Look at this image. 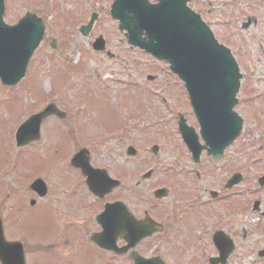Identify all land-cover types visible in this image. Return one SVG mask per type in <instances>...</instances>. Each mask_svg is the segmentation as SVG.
Listing matches in <instances>:
<instances>
[{
	"label": "rangeland",
	"instance_id": "rangeland-1",
	"mask_svg": "<svg viewBox=\"0 0 264 264\" xmlns=\"http://www.w3.org/2000/svg\"><path fill=\"white\" fill-rule=\"evenodd\" d=\"M233 1H235V3L233 2V8H227L230 12L229 16L226 17V23L229 26H235L236 29L234 31L242 34L245 45L248 48L242 53L238 52L239 44L243 42L239 38L232 39L228 44L238 61L240 72L243 75L241 80V83L244 81L241 88L242 94L240 93L237 96V105H239L237 110L243 115V105H260L258 110H264L262 107L264 105V99H254L256 89L259 88L258 86L256 88L254 82L258 78H261L259 85L260 89L264 92L262 63L254 60L255 58L251 55L255 54L257 48H261L262 45L252 40L256 37L250 39L245 38L244 36L247 35L245 34L247 31L240 29L241 18L245 14H255L259 9L257 8V0ZM6 2L4 18L7 23L17 21L25 11L32 9V6L24 3L23 0H6ZM108 2L109 0H101L102 6L107 5ZM194 2L197 3L194 4ZM199 3H204V0H189L188 5L193 10H196V5ZM101 7L99 5L98 10L103 16L104 8ZM210 9L215 10L210 20H220V16L216 14V7L211 6ZM199 14L205 20L207 19L208 15L204 12L199 11ZM54 17L60 23L68 26L63 27L64 32L71 30L69 40L67 41H57L52 38L60 36L59 34L57 36L53 32L54 29H51V24L47 32L45 31V36L48 35V37L44 39L51 42L54 50H59L61 55L59 57L55 55L51 56L49 49L45 48L48 47L45 44L47 43L46 41L38 50L36 57L34 58L32 56L33 59L31 58V63L29 62L28 64L25 72L26 76H24L23 80L12 87H7L0 83V185L2 186H0V203L9 194L11 196L8 197L11 200L7 199L6 201V207H2V215L8 214V210L6 209H9L12 203V212L14 214L12 216L13 218L19 219L17 228H19L20 234H26L36 241H45L44 244L41 243V246L45 249L43 253L38 254V252H34L33 256L26 254L27 264H129L124 257L112 258L105 251L89 243H84L83 239L82 242L80 241L81 243L68 239L74 238L72 237V227L68 224V218L75 215L76 212L72 209L66 212L64 208L69 203L66 201L73 188L72 185L64 184L63 182L75 177L77 172L68 167L67 161L73 149L72 145L75 148L83 145L88 147L91 162L95 166H112L117 171L118 168L126 166L127 170L124 175L132 174V172L138 171L139 169L144 170L146 167L152 165H156L157 167L164 166L166 168H172V179H175L174 176L181 179V177H184V174L180 175L179 170L175 167L178 165V162L175 161L176 148L174 139L171 138L170 140V138H167V133L165 135L159 133L162 127L165 126L167 131H170L171 127L165 125L166 123H163L165 121L160 120L159 116L155 115L157 118L154 117L153 110L147 108H154L153 105L156 107L160 106V111L164 115H168L166 109L169 107L166 102H170V99H172V103L170 102L169 105H187V102L184 103L185 95L182 90V85L178 79L168 77L171 83L169 82L170 84L166 87V79L159 80L161 77L159 74L161 73H157L154 70V68L156 69L155 64L157 63H154L149 56L142 52L134 49L128 51L129 46L125 41L123 42L124 39L122 36V43H119L117 40L119 36L117 30L115 28L113 30V24L104 18L105 16L99 20L95 31L87 38L91 39L94 35L97 36V33L102 34L107 39L110 51L116 55V58L112 61L107 59L106 56L94 53L88 47V39L81 37L75 31V26L80 25L85 18V13L82 10L73 9L65 15L58 17L55 14ZM52 21L53 24L55 20L52 19ZM215 27L220 29L217 24ZM249 29L248 32L252 33L255 31L251 27ZM259 32L260 29H256L255 33ZM65 38L67 39L68 36ZM79 38L81 39L79 40ZM118 38L120 40V36ZM123 47H125V54L131 56L128 61L124 58ZM89 52H93L92 54L96 57L95 60ZM245 53L250 56V59L246 58ZM259 59L264 63V52L258 55ZM133 66L134 70L132 69ZM96 73H100L101 75L108 73L111 76L100 81L95 79ZM147 75L156 76V78L154 81H148L146 80ZM126 79L129 82L134 81L135 85L133 86V83L126 82L124 87L116 86L115 90L114 84H118V82L120 83ZM68 83L71 86H68ZM79 84L80 88L84 91L79 88ZM101 86L104 87V91H102ZM84 95L86 96L84 97ZM50 101H54L55 105H67L70 111V116H66V120L63 122V131L53 119H48L44 122L45 124L42 123V136L39 141L19 149L15 143L16 131L29 116L40 111ZM161 105H167L165 107L166 109H163ZM146 109L150 110L149 112L151 113H148L149 119L143 121V124H138V126L132 129L128 128L126 132L119 131L113 137L104 139L100 144L87 143V140H91L97 136V134L93 135V133L99 129L101 130L104 126L107 128L118 125L120 127L121 125L126 127V124L130 123L132 119H142L147 111ZM161 112H158V114L162 115ZM167 123L170 122L167 121ZM170 124L172 125V123ZM246 127V137L240 140L245 151V159H242L241 164L242 167H248L249 165V169H247V182L251 183L249 185L251 189L249 190L248 188L247 190L252 192V195H247L246 199H252L255 196L262 197L264 193L263 191L261 193H253L254 190L252 189L254 184L253 177H256V171L260 170V173L262 170L264 172V147H259V142L263 139L262 135H264V126H260L257 130L251 122H247ZM71 132L74 136L73 138H75L73 141L66 135H69ZM89 132H92V134L90 135ZM169 134L175 135L173 130ZM141 136H144V138H141ZM130 144L137 149L139 148L149 158L144 162L138 155L135 158H128L125 154V149ZM152 144H158L160 148L158 156H152L149 152ZM256 155L263 160H260V162L254 161L253 157ZM205 161L207 160L205 159ZM199 166L204 167L201 164ZM117 171L115 173L116 175ZM175 171L178 174L173 173ZM251 172L254 176L251 175ZM36 176L46 183L52 199L51 201L46 199L38 202L31 208L28 205L29 199L37 197L30 192L27 185ZM160 176L162 175L156 174L149 182H144L142 188L140 187L139 190L149 193L148 191L152 186L160 185L159 181L156 182L157 177ZM209 176L208 174H204V177L210 181ZM209 181L208 183H211ZM134 182H136V179ZM70 183L79 184L80 181L77 178H73ZM199 185L201 188L203 187L202 183ZM214 185L211 184L208 188H213ZM145 196L149 198L150 193L149 196L147 194ZM160 202L163 201H155L154 203L159 205ZM263 202L264 195L262 204ZM158 205H156L157 210H151L156 215H159L158 211L161 208ZM134 207L135 210L139 209L138 203L134 204ZM168 207H170V204L166 202V208ZM262 207L264 208V205ZM174 211L175 209L172 210V212ZM239 219L240 221L236 220L238 225L235 228L226 222L227 230L237 232L238 236L245 233L248 236V245L253 242L252 246L255 244L256 250H260L264 246V228L259 229V226L256 227V225L262 224L264 227V218L257 219L249 207L247 214L241 216ZM223 221L225 222L226 219ZM192 223L195 227L196 223L194 221ZM256 228L259 234L256 232ZM193 229L195 230V228ZM12 234L9 232V235ZM6 235L9 236L7 233ZM193 235H196V237L204 235L208 239L206 242L202 240L200 243L208 246L210 250L213 249L212 244L209 243L210 235L208 232L205 234L202 231H198L194 232ZM49 239L58 241L59 247L56 248L59 249L51 248L53 247V243L49 242ZM175 239L179 244L162 243V246L160 244L159 248L155 245L158 240L152 239V242H147L143 245V252L148 254V250H153L157 247L159 254L164 253L163 257L165 256L170 260L169 262H175V264H187L188 262H191L190 264H206L205 259L213 254V251H201L198 242L192 241L189 233L183 229L179 231ZM64 240L68 245H66ZM242 250L240 247L231 256L230 262L232 264H264V257L259 258L255 253H250L246 250L244 254ZM242 254H244V258L241 256Z\"/></svg>",
	"mask_w": 264,
	"mask_h": 264
},
{
	"label": "water",
	"instance_id": "water-1",
	"mask_svg": "<svg viewBox=\"0 0 264 264\" xmlns=\"http://www.w3.org/2000/svg\"><path fill=\"white\" fill-rule=\"evenodd\" d=\"M170 6H150L142 1H134L129 10L131 15L128 16L126 11L117 12L115 4L112 13L120 19V28L127 30L130 43L171 63L170 68L185 82L192 105L196 106L199 119L204 122L210 150H214L210 116L216 113V105L236 103L234 96L239 79L237 66L229 50L217 45L199 17L185 7V1ZM2 14L3 0H0V79L4 84L12 85L23 76L27 62L41 39L43 25L34 19V14L27 13L16 25L7 26L2 21ZM142 32L146 38H141ZM50 108L47 107L24 123L17 133L18 143L38 137L39 125L51 114ZM227 135L229 138L219 145V150L234 136L224 132L220 141ZM78 165L89 171L83 158ZM40 183L39 180L35 181L33 189L41 192L43 188ZM218 245L222 248L220 243ZM0 264H25L22 246L4 239L1 222ZM136 264L160 263L152 259Z\"/></svg>",
	"mask_w": 264,
	"mask_h": 264
},
{
	"label": "flooded vegetation",
	"instance_id": "flooded-vegetation-1",
	"mask_svg": "<svg viewBox=\"0 0 264 264\" xmlns=\"http://www.w3.org/2000/svg\"><path fill=\"white\" fill-rule=\"evenodd\" d=\"M38 4H39V0H34V11H36L37 8L39 7ZM223 162L225 163L226 169L229 170L231 167V163H232V158L230 157V155L228 154L225 155ZM83 180L84 179L82 178L79 184L73 183L74 188L72 189V192L69 193L68 199L66 201L69 203L64 207L66 212H68L70 209L76 212L75 215H72L71 217L69 216L70 218H68L69 219L68 224L70 225V227H72L71 231H73L72 237H74V238H68V239L72 241H78V242L81 241L82 239L90 238L95 233L101 230V225L97 221L96 215L102 211L104 203H108V202H112L116 200V199H111L110 197H112L115 193H117V190H118V189L113 190L111 193L107 194L104 198H97V197H94V195L88 191ZM78 192L84 195L85 197L93 198L97 204L88 205V203L80 199V197H76ZM229 193H230V190H224L221 186H219L216 199L215 200L211 199L212 201L217 202L218 207L222 208V212H224V207L227 205ZM227 212L229 214L228 216L229 219H231V215L229 211ZM132 214L134 215V213ZM223 217L224 215L222 214V220L220 219L218 223L214 221H210L209 219L208 225L212 227L213 232L215 230H222L224 233L232 236L231 234L232 231L230 232L229 230H227L226 222L230 224L229 219L228 221L224 222ZM184 221H185L184 216H181V220L177 221V224L179 225V223H183ZM162 222L164 223V231H163L164 235L177 230L176 228L173 229L172 219L167 220V218H165L163 219ZM185 225L186 224L184 223L182 226H185ZM66 226H67V223H66ZM71 231H70V234H71ZM126 257L128 258V256Z\"/></svg>",
	"mask_w": 264,
	"mask_h": 264
}]
</instances>
